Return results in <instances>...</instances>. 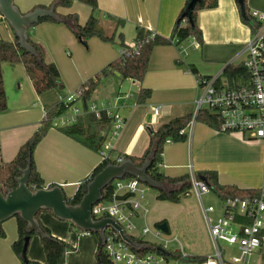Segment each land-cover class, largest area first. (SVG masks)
<instances>
[{"label": "crops", "instance_id": "1", "mask_svg": "<svg viewBox=\"0 0 264 264\" xmlns=\"http://www.w3.org/2000/svg\"><path fill=\"white\" fill-rule=\"evenodd\" d=\"M52 1L13 0V3L20 13L26 14L36 7H47ZM185 1L96 0L98 16L103 21L105 32L115 33L116 39L115 43H105L91 38L86 50L64 24L46 22L31 28L28 31L29 39L43 49L45 62L57 68L64 89L37 95L21 64L1 65L7 108L0 114V163L13 160L18 149L40 128L48 110L74 94L86 81L118 59L119 34L125 46L134 44L137 29L168 38ZM237 4L234 0H217L214 9L197 13V25L202 36L198 48L193 47L191 39L179 45L154 48L141 83L122 80L118 74L99 80L90 100L97 104H109L116 99L114 111L123 119L120 130L114 136L108 135L107 154L112 152L114 158L119 155L140 158L148 147L150 129L156 130L171 119L193 114L199 96L196 84L198 77L222 74L227 65L244 61V47L251 31L242 22ZM245 5L249 13L254 11L264 14V0H246ZM56 12L62 16L75 14L78 23L84 25L90 15V8L72 0L69 8H58ZM108 18L122 20L124 25L116 28L115 22ZM15 38L14 31L0 17V39L13 43ZM141 89L151 91L150 98L144 104L136 101ZM154 108L158 109L156 115L153 113ZM101 159L99 153L54 129L48 130L33 153L34 166L45 187L60 186L68 199ZM263 162L264 147L261 143L246 142L237 134L217 132L196 122L186 141L164 145L159 171L175 178L188 175L190 166L195 174L202 171L216 172L220 185L258 189L264 187ZM148 192L146 202L149 212L144 217L132 219L135 233L129 236L149 244L165 245L166 251L179 256L209 258L212 246L197 197L189 191L188 197L178 204H171L156 201V193L149 197ZM202 197L201 203L207 207ZM213 210L209 214L211 221H215L222 213L214 218V207ZM38 221L54 238L74 248L66 253L63 264H96L97 237L77 232L70 222L58 220L47 211L38 214ZM161 223L167 225L168 233L158 230L151 232V225L156 228L155 225ZM2 228L5 237L0 238V264H21L11 249L17 238L16 220H7L2 223ZM144 228L150 230L147 235L153 238L152 242L146 240L147 235L141 236ZM261 248L250 258L251 264L261 263ZM227 249L232 256L239 255L236 247ZM26 257L30 261L46 264L37 236L29 241Z\"/></svg>", "mask_w": 264, "mask_h": 264}, {"label": "trees", "instance_id": "2", "mask_svg": "<svg viewBox=\"0 0 264 264\" xmlns=\"http://www.w3.org/2000/svg\"><path fill=\"white\" fill-rule=\"evenodd\" d=\"M77 1L87 5L90 8V15L84 25H80L78 23V19L75 14L62 16L56 12V9L58 8H69L72 5V0H53L47 7H36L54 8V12L58 17V20H52L49 18L41 19L36 25L46 22L64 24L74 35L78 43L85 49H87L88 40L91 38H97L105 43H115L116 34L106 33L104 30L103 21L98 16L96 0ZM192 1L193 0L185 1L184 6L177 15L168 38H163L157 34L143 29H137L134 39V46L138 47V53L128 58L118 57L117 60L108 64L93 79L86 81L79 88L83 89V92L79 96L81 101L85 102L89 100L99 80L111 75L118 74L122 80L129 79L141 83L146 74L152 51L156 47L179 45L191 38L195 39L197 43L200 44L202 36L197 25V13L201 10L214 9L217 6V0H195L191 10L188 12L187 9ZM234 1L237 4L238 0ZM245 1L246 0H243L245 18L241 17V15L240 18L242 22L250 28L252 34L257 29L258 24L253 18H251L250 13L247 11ZM108 20L114 21L116 28L122 27L124 25L122 20H113L111 18H108ZM118 41L119 49L130 50L129 47L124 45L121 34L118 35ZM28 43L32 48L35 49L36 55L25 53L22 49H20L17 45V38H15L13 43L0 39V114L6 111L7 108L1 71V65L3 63L21 64L37 95H41L48 91L61 92L64 89V85L57 68L53 64L45 62V53L43 49L38 44L32 42L29 37ZM191 71L195 73L193 69H191ZM221 76L223 82H226L228 86H232L238 83L239 80L246 79L248 74L241 63L237 65H227L223 69ZM201 78L207 79L209 77L204 76ZM150 96L151 91L149 89H141L136 97V101L138 104H144L150 98ZM68 107H70V104L64 105L59 103L52 109L48 110L46 112L45 119H43L40 124V128L18 149L13 160L9 163H0V190L3 193L7 192L8 190H14L17 187L15 179L21 177V170L26 168L28 159H30L31 166L27 185L28 188H30L32 191H36L54 186L49 185L48 187H45L43 180L34 166L33 153L48 130L51 129L52 120L65 112ZM191 118L192 115L177 117L169 120L156 130L150 129L148 134V147L140 158H132L126 155H119L117 157L122 161L131 160L136 166H141L146 161H149L147 175L154 182L164 187V190L156 192V201L178 204L182 199L188 197L189 195L191 185L188 175L170 178L161 173L159 168L161 165L163 147L166 141H169L170 143L186 141L187 136L185 134V129L191 121ZM194 121L195 123L197 122L204 124L214 131L219 132L220 130V121L217 115L209 112L208 110L199 111ZM110 130L111 119L104 112H102L98 118L94 114L86 113L83 116L77 118L74 124L58 129V131L66 137L75 140L83 147L95 153H99L102 150L105 142L107 141ZM111 153L112 152H110L107 157L102 158L92 170L90 175L80 182L74 195L69 198L68 204L72 206L78 205L85 195L86 186L91 181V179L103 169H105L108 165H115L117 163V158L112 157ZM195 176L196 179H201V181L204 182V184L209 189V192L213 193L221 202L229 199L251 200L261 196L260 189H243L233 185H220L218 183L217 173L213 171L198 172L195 174ZM102 197L103 201H111L112 192L110 186L105 188L102 193ZM47 212L51 213L50 211ZM38 214L36 216V220L44 237H40L36 233L27 234L26 223L18 216H15L14 218L17 224V238L12 243L11 249L21 264H41L36 261H30L26 257L29 241L32 237L37 236L43 249L46 264H63L66 253L73 251L74 248L71 247L67 242L54 238L50 234V231L46 227L42 226V224L38 221ZM236 220L238 221V224H241L242 226L249 223V221L246 219L239 217ZM157 225L158 224L155 226ZM75 230L79 233H83L77 228H75ZM91 235L97 237L98 239V246L95 252L96 264H111V261L105 252V246L103 245L104 243H102L98 235ZM4 237L5 233L3 231L2 224H0V238ZM260 238L262 240L264 239V231L261 232ZM132 239L144 247V249L139 252L140 254L162 255L166 261L174 262L185 261L187 263L203 264L207 261V258L205 257L182 258L176 253L163 250L159 245L149 244L140 239ZM161 250H163L164 254L161 253Z\"/></svg>", "mask_w": 264, "mask_h": 264}, {"label": "built area", "instance_id": "3", "mask_svg": "<svg viewBox=\"0 0 264 264\" xmlns=\"http://www.w3.org/2000/svg\"><path fill=\"white\" fill-rule=\"evenodd\" d=\"M250 16L256 21L258 27L244 47L245 59L242 65L248 77L232 86L222 81L221 73L207 79L198 77L196 84L199 96L195 101L191 121L185 129L187 138L190 136L197 113L208 110L217 115L220 121L219 132L237 134L246 142H259L264 147V14L253 11L250 12ZM191 40L193 47L198 48L197 41L193 38ZM127 47L130 50H118V57L128 58L138 53V47L134 44ZM82 92L83 89H79L60 102L64 105L70 104V107L52 120L51 129L58 130L72 125L77 118L86 113L94 114L98 118L104 112L111 119L109 136H114L123 125V119L114 111L116 99L109 104H97L90 99L82 102L79 98ZM153 113L156 115L158 109L154 108ZM45 117L46 114L44 119ZM106 142L99 152L102 158L108 156ZM168 143L170 142L166 141L165 144ZM116 161L118 164L122 160ZM188 169L190 191L200 202L212 246V255L203 264H225V262L251 264L250 258L264 244V239L260 238L261 232L264 231V187L260 189L259 198L229 199L222 202L221 216L211 221L209 214L214 212L213 207H204L201 203V197L208 194L209 189L204 182L196 179L190 166ZM262 179L264 180V162ZM109 186L112 192L111 201L102 200L94 205L91 209L92 218L94 220L111 218L128 235L135 230L132 219L136 216L144 217L149 212L146 202V193L149 188L131 177L114 180ZM238 217L246 219L249 223L244 226L238 224L236 220ZM149 232L150 230L144 228L140 234L143 237ZM103 245L111 264H171L162 255L140 254L132 251L111 229L104 232ZM159 246L165 250V245ZM228 247H236L239 255L225 258V248ZM181 256L186 257L183 254Z\"/></svg>", "mask_w": 264, "mask_h": 264}, {"label": "water", "instance_id": "4", "mask_svg": "<svg viewBox=\"0 0 264 264\" xmlns=\"http://www.w3.org/2000/svg\"><path fill=\"white\" fill-rule=\"evenodd\" d=\"M194 1L188 7V12L191 10ZM237 3L241 17L245 18L243 0H238ZM0 17L14 31L19 48L31 55H36L35 49L28 43V31L31 27L36 25L41 19L58 20L54 8H36L31 12L22 14L14 5L13 0H0ZM148 167L149 161H146L141 166H136L131 160L108 165L87 184L86 193L80 203L72 206L68 204L69 199L66 198L62 188L58 185L36 191L28 188V179L31 171L30 159H28L26 168L21 170V177L15 179L17 187L5 193L0 190V224L18 216L26 223L27 234L36 233L38 236L44 237L36 216L41 211H50L55 218L70 222L81 232L98 235L102 243H104V232L107 229H111L118 234L121 241L132 251L139 253L144 249L142 245L126 235L122 228L111 218L94 220L91 209L103 200L102 193L112 181L121 180L124 177L135 178L149 189L164 190L162 185L154 182L147 175ZM156 229L160 232L168 233L165 223L158 224ZM161 253L164 254L163 250H161Z\"/></svg>", "mask_w": 264, "mask_h": 264}, {"label": "rangeland", "instance_id": "5", "mask_svg": "<svg viewBox=\"0 0 264 264\" xmlns=\"http://www.w3.org/2000/svg\"><path fill=\"white\" fill-rule=\"evenodd\" d=\"M84 50H86L83 46H81ZM261 185H262V182H261ZM260 188H261V186H260ZM260 188H258V189H260ZM68 191V190H67ZM67 191H65V193L67 192ZM157 191L156 190H153V189H149V192H148V194H149V197H152L155 193H156ZM156 200V199H155ZM202 200H203V202H204V204L205 205H211V206H213L214 207V209H215V213H214V218H216L219 214H220V212L222 211V202L213 194V193H209V194H207V195H204L203 197H202ZM12 219H14L15 220V218H12ZM10 220V219H9ZM150 230H151V232H157V229L153 226V225H151L150 226ZM133 233H135L134 231L133 232H131V233H129L128 235H130V236H132L133 235ZM148 236V235H147ZM162 236H164V235H162ZM146 240L148 241V242H152V240H153V238H151L150 236H148L147 238H146ZM263 248V250H262V255H261V263L260 264H263L264 263V246L262 247ZM261 248V249H262ZM224 256H225V258H227V259H229L231 256H232V254L230 253V251H229V249H227V248H225V254H224ZM182 264H185V263H182ZM187 264V263H186Z\"/></svg>", "mask_w": 264, "mask_h": 264}]
</instances>
